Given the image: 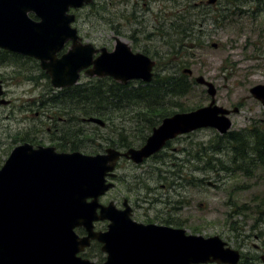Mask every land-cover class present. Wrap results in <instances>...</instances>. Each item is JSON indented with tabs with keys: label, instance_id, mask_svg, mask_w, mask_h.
<instances>
[{
	"label": "rangeland",
	"instance_id": "rangeland-1",
	"mask_svg": "<svg viewBox=\"0 0 264 264\" xmlns=\"http://www.w3.org/2000/svg\"><path fill=\"white\" fill-rule=\"evenodd\" d=\"M207 1L95 0L75 11L74 27L84 40L110 51L117 38L124 40L135 52L157 62L158 75L180 76L184 69H191V91L183 98L167 96L164 103L168 108L179 111L208 106L212 98L207 87L195 83L204 76L217 89V105L232 111L233 126L225 136L250 131L254 124L264 131V105L250 93L253 87L264 85V30L260 23L264 16L258 18L253 12V0H237L233 13H226L230 19L220 26L217 18L227 0H219L216 7L203 5ZM181 29L187 30V37ZM43 73L30 57L0 52V80H4L11 101L8 106L0 105V165L23 142L62 152L59 128L70 134L81 131L91 135L78 142L85 154L118 146L115 142L121 141L120 133L135 144L141 143L143 136L136 131L133 115L118 118L115 125L108 123L103 136L96 133L93 123H75L69 128L66 114L60 113L64 105L51 99L57 92ZM90 81L84 76L80 84ZM113 128L123 131L116 134ZM245 131L242 134L250 133ZM219 137L217 130L203 129L177 138L156 159L144 164L122 159L116 170V187L101 203L115 202L122 207L128 199L137 221L173 225L204 237L219 236L240 251L239 264H264V221L257 220H264V165L258 161L253 165L252 160L235 165L231 151L222 149L224 144L216 146ZM246 155L254 157L250 148ZM107 225L100 222L96 229L105 231ZM81 256L98 264L106 261L99 244Z\"/></svg>",
	"mask_w": 264,
	"mask_h": 264
},
{
	"label": "water",
	"instance_id": "water-1",
	"mask_svg": "<svg viewBox=\"0 0 264 264\" xmlns=\"http://www.w3.org/2000/svg\"><path fill=\"white\" fill-rule=\"evenodd\" d=\"M92 2L0 0V49L40 60L56 89L78 84L84 70L89 77H112L122 84L150 83L155 61L134 53L121 40L112 52L78 42V30L72 28L76 16L69 11ZM69 41L72 48L58 57ZM184 73L193 74L190 69ZM196 82L208 88L211 104L166 118L142 148L124 153L110 148L104 154L86 155L31 144L17 147L0 171V264H97L79 256L93 240L103 244L108 255L102 264H239L240 252L227 247L219 236L205 238L187 235L183 229L138 223L131 218L128 200L125 210L113 202L100 203L115 187L108 177H116L113 172L122 157L142 164L179 136L205 128L225 135L232 129V111L216 104L215 85L203 76ZM250 92L264 105V85ZM87 121L105 126L100 118ZM100 221L110 222L107 231L95 230ZM79 228L87 235L80 237Z\"/></svg>",
	"mask_w": 264,
	"mask_h": 264
},
{
	"label": "trees",
	"instance_id": "trees-1",
	"mask_svg": "<svg viewBox=\"0 0 264 264\" xmlns=\"http://www.w3.org/2000/svg\"><path fill=\"white\" fill-rule=\"evenodd\" d=\"M236 1L237 0H227L226 3L228 5L224 9V12L223 8L220 9L222 13H220L217 18L220 26L230 19V16L226 13H233L232 6L237 4ZM253 1V6L255 5L253 12L258 14V18H262V16H264V0ZM260 23L264 30V17ZM181 30V34H185L187 37V30ZM196 46L201 48L202 44L197 42ZM42 75L43 78L49 80V77L45 73ZM192 83L193 82L189 81L188 76L184 74L180 76L169 74L162 76L161 74H155V78L151 84L136 82L122 85L110 78H104L57 91L56 94L52 95L51 99H53L54 103L56 102L64 105L60 113L66 114L67 121L65 124L68 125L69 128L75 123H82L84 119L91 117L102 118L106 122V127L108 128V123L115 125V121L118 120V118L123 120L124 117L133 115L134 120L138 124L136 131L140 130V134L143 136L139 140L141 143L135 144L130 141L129 137L120 133L119 135L122 137V139H120L121 141L115 142L118 146L112 145V147L127 150L132 147L142 146L149 136L146 135V132H152L164 118L172 116L177 112L193 110L180 109L179 111H174L172 108H168L164 103L167 96L174 99L187 96L191 91ZM138 108L142 109L138 110ZM59 120L61 121L63 119L59 118ZM113 130L116 134L123 131L117 128H113ZM95 131L97 134L103 136V128L95 126ZM244 131H242V133ZM247 132L250 133L245 135L237 132L229 136H221L216 146L224 144L225 147L222 149H229L231 151L233 154L232 160L235 165L245 163L248 160H252L253 165L256 164V161L259 162L260 166L264 165V131L261 128H257V125L254 124L250 131H245V133ZM60 133L61 136L58 137V140L61 142L60 148H65L62 149V152L67 149H69L70 152L81 151L80 149L82 147L78 142H83L81 139L88 140L91 137V135L88 136L81 131H75L73 134H70L66 128H59V134ZM81 134L83 137H81ZM94 136L97 135L94 134ZM168 146H170V143ZM249 148L254 153V157L246 155ZM98 152H93L92 154ZM158 156L159 155H156L154 158L156 159ZM237 168L240 167L237 166ZM255 212L258 211L255 210ZM259 219L264 221L262 218H258L257 220Z\"/></svg>",
	"mask_w": 264,
	"mask_h": 264
},
{
	"label": "flooded vegetation",
	"instance_id": "flooded-vegetation-1",
	"mask_svg": "<svg viewBox=\"0 0 264 264\" xmlns=\"http://www.w3.org/2000/svg\"><path fill=\"white\" fill-rule=\"evenodd\" d=\"M84 41L86 42V40H84ZM98 48H100V47H98ZM6 53L8 54V52H6ZM1 80H2L3 83H4V80H3V79H1ZM8 102H9V104H11V101H8V93L5 92V94L0 98V105L8 106ZM23 143H24V142H23ZM0 144H2V143H1V140H0ZM5 162H6V160L3 162V164L0 165V170H1L2 167L4 166ZM146 223H153V222H146ZM171 226H173V225H171ZM173 227H176V226H173ZM94 244H98V243H97V242H93L92 245H94Z\"/></svg>",
	"mask_w": 264,
	"mask_h": 264
}]
</instances>
